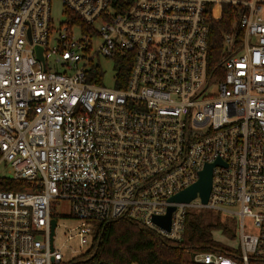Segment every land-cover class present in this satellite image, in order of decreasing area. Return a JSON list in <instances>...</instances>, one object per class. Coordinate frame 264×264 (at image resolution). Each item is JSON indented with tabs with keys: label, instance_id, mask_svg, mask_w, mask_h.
<instances>
[{
	"label": "built area",
	"instance_id": "obj_1",
	"mask_svg": "<svg viewBox=\"0 0 264 264\" xmlns=\"http://www.w3.org/2000/svg\"><path fill=\"white\" fill-rule=\"evenodd\" d=\"M61 3L56 28L52 0H0V184L28 185L0 190V264H88V251L65 261L55 247L59 201L81 222V248L119 218L179 242L187 215L211 210L240 218L238 253L194 261L264 264V0ZM223 4L242 35H226L225 75L208 78ZM97 56L131 61L125 88L117 73L112 87L89 82ZM219 158L206 205L170 202ZM171 206L167 232L153 218Z\"/></svg>",
	"mask_w": 264,
	"mask_h": 264
},
{
	"label": "trees",
	"instance_id": "obj_2",
	"mask_svg": "<svg viewBox=\"0 0 264 264\" xmlns=\"http://www.w3.org/2000/svg\"><path fill=\"white\" fill-rule=\"evenodd\" d=\"M240 17L237 8L226 4L218 9L217 14L210 15L208 78L221 79L225 75L222 66L226 57L225 37L232 35L236 39L241 38L242 34L234 28ZM115 60L118 78L116 87L123 89L132 64L124 56ZM103 77V73H97L89 82L101 85ZM27 187L26 182L0 184L2 191H25ZM229 222H223L221 214H215L211 210L189 213L183 239L179 242L164 238L154 230L126 218L97 223L92 247L86 254L85 261L88 264H201L196 263L193 256L204 253H238L236 248L216 238V234L220 233L232 241L237 240L235 225L233 221Z\"/></svg>",
	"mask_w": 264,
	"mask_h": 264
},
{
	"label": "rangeland",
	"instance_id": "obj_3",
	"mask_svg": "<svg viewBox=\"0 0 264 264\" xmlns=\"http://www.w3.org/2000/svg\"><path fill=\"white\" fill-rule=\"evenodd\" d=\"M64 12L61 0H52V18L54 19V25L56 28L59 27L60 18ZM97 46L95 47V49ZM94 49V50H95ZM95 63L99 64L100 70L104 73V85L106 87H112L114 83V77L117 73V64L113 59L104 58L97 56L94 60ZM54 214L57 218L58 227L56 230L55 247L61 250V253L65 261H69L74 258H80L91 248V243L84 248H81L79 238L76 234L79 232L80 221L73 219L70 211V204L67 201H59L53 206ZM203 210H200L201 213ZM217 214V212H214ZM222 221L228 223L233 221L235 225V233L238 236V227L240 224L239 217L225 218L221 215ZM230 223V222H229ZM253 229L252 221L249 219L245 220V230L250 232ZM71 237V239H70ZM218 241L232 247L237 248L239 246L238 238L235 241L226 238L220 233L216 234ZM91 239V238H90Z\"/></svg>",
	"mask_w": 264,
	"mask_h": 264
},
{
	"label": "water",
	"instance_id": "obj_4",
	"mask_svg": "<svg viewBox=\"0 0 264 264\" xmlns=\"http://www.w3.org/2000/svg\"><path fill=\"white\" fill-rule=\"evenodd\" d=\"M65 21V18H63ZM42 59V55L40 54ZM222 160L219 158L214 163H207L204 169L200 172L199 180L186 188L182 192L176 194L170 199L173 204H188L193 201L199 195L202 203L206 205L208 203L213 183V169L216 166H223ZM176 208L174 206L169 207L167 214L164 216H154L153 223L163 230L170 232L172 227L173 213ZM56 227V220H52V229L54 231ZM54 233V232H53Z\"/></svg>",
	"mask_w": 264,
	"mask_h": 264
}]
</instances>
